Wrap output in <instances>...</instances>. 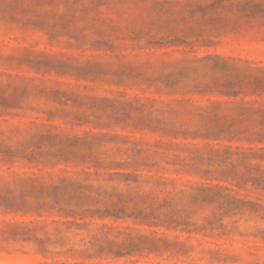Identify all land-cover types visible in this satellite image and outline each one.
<instances>
[{
  "label": "rangeland",
  "instance_id": "374dc122",
  "mask_svg": "<svg viewBox=\"0 0 264 264\" xmlns=\"http://www.w3.org/2000/svg\"><path fill=\"white\" fill-rule=\"evenodd\" d=\"M257 15H264V5L256 0H0V97L7 100L0 105V264H81L74 251L80 233L60 236L56 224L64 217L35 204L40 186L53 179L48 173L59 168L53 163L60 158V147L69 148L76 137L82 139L78 146L84 150L91 141H103L85 136L88 132L131 134L110 114L118 102L132 96L185 97L203 106L210 105L208 99L229 101L214 104L219 115L236 119L250 130L264 122V74L240 76L224 60H258L264 54L258 39L223 33L213 37L211 45L201 46L199 52L210 53L202 63L215 74L210 84L193 80L188 70L172 71L166 55L186 50L206 33L224 31L232 16L251 19ZM161 32L183 45L149 43ZM252 155L257 168L264 164L258 150ZM180 176L216 186L206 197L229 187L207 175ZM230 189L237 198L247 195L242 186L238 190L233 184ZM246 203L257 207L229 219L222 234L201 236L199 242L193 238L189 256L176 260L181 264H209L210 259L215 264H264V205L256 200ZM129 226L140 233L170 232ZM119 251L125 255L93 256L89 264H165L169 260L163 254L135 253L125 245Z\"/></svg>",
  "mask_w": 264,
  "mask_h": 264
},
{
  "label": "trees",
  "instance_id": "16d2710c",
  "mask_svg": "<svg viewBox=\"0 0 264 264\" xmlns=\"http://www.w3.org/2000/svg\"><path fill=\"white\" fill-rule=\"evenodd\" d=\"M20 93L26 94L25 91ZM129 98L118 102V106H111L110 114L131 134L88 132L85 136L103 138V141H91L84 150L78 146L82 139L76 137L69 148L60 147V158L53 163L59 168L48 173L53 179L40 186L35 207L63 217L57 200L61 204L79 203L87 206L86 218L99 220L106 226H109L108 221L123 230L132 229L129 223L142 228L171 230L178 226L167 223L160 203L167 204V198L173 195L179 197L185 187L200 188L203 195L216 188L180 175L210 176L206 173L211 169L198 166L200 161L222 164L224 161L219 154H238L241 146L234 143H249L244 138L245 132L251 131L249 128L236 119L219 115L214 109V104L229 101L208 99L210 105L203 106L185 97ZM5 102L7 104V100L0 97V105ZM102 148H106L105 151ZM62 153H68L72 159L64 158ZM108 176L114 181H107ZM124 177L128 179H122ZM99 180L107 184L114 182L119 190L97 197L95 188Z\"/></svg>",
  "mask_w": 264,
  "mask_h": 264
},
{
  "label": "clouds",
  "instance_id": "9594fccd",
  "mask_svg": "<svg viewBox=\"0 0 264 264\" xmlns=\"http://www.w3.org/2000/svg\"><path fill=\"white\" fill-rule=\"evenodd\" d=\"M256 3L264 5V0H256ZM257 11L261 10L257 9ZM223 33L251 36L258 39L261 47L264 48V15H257L251 19L232 16L229 27L224 31L206 33L203 37L188 44L186 50L166 54L172 61L171 70H188L193 80H202L205 84H210L215 78V74L202 63L210 53H201L199 48L211 45L213 37H219ZM206 42L208 43L206 44ZM149 43H155L157 47L183 45L182 41L169 38L165 32H161L159 37ZM224 60L230 63L240 76L254 77L264 74V54L254 61L231 58H224ZM188 87H191V83L188 84ZM244 138L248 139L249 143H241V150L238 154L227 156L219 154L224 161L222 164L200 161L198 165L205 169H211L206 174L215 180L225 181L229 185L228 188H218L213 195L206 197L200 188L185 187L179 197L175 195L168 197L167 204L157 201L160 203V208L163 209V216L167 223L178 226L173 227L170 232L161 230L140 233L132 229L121 231L104 224L97 225L90 218H86L88 217L87 206L79 203L61 204L59 200L56 203L60 206L64 219L57 221L56 230L60 236L72 231L80 233L79 244L74 251L81 257V264H89V260L93 256L97 258L106 255L124 256L125 254L119 251L121 245L134 248L135 253L147 252L167 255L169 260L165 264H181L176 260V257L189 256L192 251L193 238L199 242L201 236L207 237L224 233L225 225L229 219H235L246 208L254 211L257 207V205L246 203V201L256 200L258 205H264V164H260L257 168V160L252 155L258 150L260 159L264 160V122L261 121L250 132H245ZM122 179L127 180L128 178ZM107 181H114V178L108 176ZM233 184L237 185L238 190L242 186L247 195L237 198V192L230 190ZM118 190L119 186L116 183L107 184L103 180H99L95 194L102 198ZM261 216H264V209L261 210ZM77 217L81 222H77ZM125 234H127V239H125ZM113 245L117 246L115 252L112 251ZM68 246L71 247L70 244ZM209 264H215V262L210 259Z\"/></svg>",
  "mask_w": 264,
  "mask_h": 264
}]
</instances>
